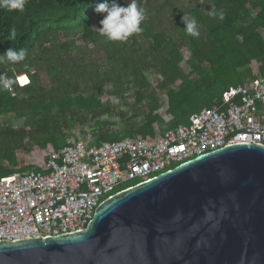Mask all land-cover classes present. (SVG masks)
I'll return each instance as SVG.
<instances>
[{"label":"trees","instance_id":"1","mask_svg":"<svg viewBox=\"0 0 264 264\" xmlns=\"http://www.w3.org/2000/svg\"><path fill=\"white\" fill-rule=\"evenodd\" d=\"M138 1L147 17L166 7L152 8L163 0ZM199 1L186 13L197 20L198 37L186 34L180 14L171 17L166 28L142 22V32L124 42L108 41L95 29L104 18L94 11L96 5L113 0H28L23 11L0 8V56L10 48L27 51L20 63L0 62V75H25L30 81L23 86L16 81L11 94L0 91V116H14L0 125V179L33 169L20 166L17 153L30 154L36 147L60 151L75 139L74 129L86 137L84 130L92 126L91 142L97 145L154 137L155 126L163 133L188 125L193 115L218 106L223 94L255 80L253 63L259 64L264 78V0ZM116 2L127 6L130 0ZM171 2L177 8L179 0L165 3ZM221 9L223 20L212 15ZM12 27L15 40H9ZM65 34H75L86 49L107 41L101 47L102 58H87L82 46L73 53L74 42H59ZM49 44L58 49H44ZM183 49L191 56L188 75L181 68ZM148 71L162 78L155 87L145 77ZM103 91L105 102L99 100ZM132 92L136 107L130 116L118 113L122 131L112 132L116 124L103 119L129 105ZM161 96L167 99L169 123L156 114ZM13 120L21 121L19 127Z\"/></svg>","mask_w":264,"mask_h":264},{"label":"water","instance_id":"2","mask_svg":"<svg viewBox=\"0 0 264 264\" xmlns=\"http://www.w3.org/2000/svg\"><path fill=\"white\" fill-rule=\"evenodd\" d=\"M0 264H264V146H226L124 189L84 230L0 241Z\"/></svg>","mask_w":264,"mask_h":264},{"label":"built area","instance_id":"3","mask_svg":"<svg viewBox=\"0 0 264 264\" xmlns=\"http://www.w3.org/2000/svg\"><path fill=\"white\" fill-rule=\"evenodd\" d=\"M253 74L255 80L223 94L188 125L99 145L72 139L60 151L49 147L31 171L1 178L0 241L84 230L96 208L124 189L226 146H264V78Z\"/></svg>","mask_w":264,"mask_h":264},{"label":"rangeland","instance_id":"4","mask_svg":"<svg viewBox=\"0 0 264 264\" xmlns=\"http://www.w3.org/2000/svg\"><path fill=\"white\" fill-rule=\"evenodd\" d=\"M26 1H28V0H25V2ZM165 2H166V0H163V2L160 4H157V2H155L153 4V6H152L153 10H157V11L161 7H164V6H166V7L163 8L161 10V12L158 14H152V16H150V17L146 16L145 20L143 21V24L145 26L149 25L150 23H154L155 26H159L161 28H166L171 23L170 22L171 17H177L180 14H183V16H184L190 8H192L196 3H199L200 1L199 0H179L178 6H176L177 8L172 6L173 4L176 5L175 3L171 2L170 4L169 3L166 4ZM138 4H139V1H138ZM139 6H141V5L139 4ZM181 9H183L184 12H182ZM64 41H67L70 43L74 42V44H73V51L74 52L73 53H77L78 47L82 46L79 48L86 55V57L87 58H93V59L94 58H96V59L102 58L103 53H102L101 47H103L102 45L107 43V41L104 40V41L100 42V45H90L86 49V48H84V46L80 42H78V37L75 36V34H70V36L68 34L63 35L61 37V39L59 40V42H64ZM44 47H45L44 49H50L51 48L54 51L58 49L55 44H51V45L49 44L47 46L45 45ZM182 55H183L184 59L181 63V68H182L183 72L186 75H188L192 71L191 65H190L191 56H190V53L188 52L187 49L182 50ZM251 68H252L253 72H256L257 69L259 68V64L253 63ZM145 77L147 78V80L150 82V84L153 87H155L157 84H159L162 81V78L159 75L155 74L154 71L146 72ZM106 89L109 90L110 86H106ZM105 92L106 91H103V93L99 97V100L102 102L107 101V95ZM160 99H161V107L159 108V110L156 111V114L159 115L162 120L166 121L169 118L168 115L166 114L167 99L165 96H161ZM128 103L131 106H129V105L125 106L123 104V106L118 111L112 112L113 113L112 116L104 117V119H103L104 121L108 120L109 122H113L116 124L114 127H112V129H111L112 132L120 133L122 131L123 123H122L121 118L118 117V113L120 111H123V112L128 113L130 116L132 107L133 106L136 107L134 104L133 92L130 94V98H129ZM113 105H114V103H113ZM13 117H14L13 115L0 116V125L7 122V121L12 120ZM139 121H140V119H139ZM20 123H21V121H17V122L14 121L13 125H14V127L15 126L19 127ZM91 128H92V126H89L84 130L85 133L87 134L86 137H84L82 135L79 128L74 129L72 134H73V136H75L76 140H78V139L83 140L85 138L86 140L91 141V139H92V135H90V133L92 131ZM155 129L157 132L159 131V129L156 126H155ZM48 154H49V148H47L46 150H41V149L36 147L33 149V151L30 154H25V153H21V152L17 153V157L19 159L20 166L29 165L31 167H38V165H40L42 163V160L44 158H46ZM7 167H8V165H7Z\"/></svg>","mask_w":264,"mask_h":264},{"label":"clouds","instance_id":"5","mask_svg":"<svg viewBox=\"0 0 264 264\" xmlns=\"http://www.w3.org/2000/svg\"><path fill=\"white\" fill-rule=\"evenodd\" d=\"M25 0H0V8L8 11H23ZM94 11L97 14H103V19L100 21V28H95L100 36L106 37L108 41H127L133 34L142 32L141 23L146 18V10L139 6L138 0H130L127 6H121L116 0L111 4L105 2L96 5ZM213 16H219L220 20L224 19V11L221 9L218 13H212ZM183 22L186 25L184 29L186 34L193 37L199 36L198 22L195 18H190L189 14H185ZM17 31L12 27L9 33V40H15ZM27 56L25 49L19 51L10 48L4 56H0V62L7 61L11 64H16L24 61ZM27 67V65H25ZM16 81H19L21 86L27 85L30 81L27 76L21 75L16 77H8L6 73L0 75V91L12 90ZM26 98V97H22ZM114 102L118 103L116 98Z\"/></svg>","mask_w":264,"mask_h":264}]
</instances>
